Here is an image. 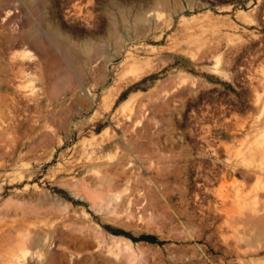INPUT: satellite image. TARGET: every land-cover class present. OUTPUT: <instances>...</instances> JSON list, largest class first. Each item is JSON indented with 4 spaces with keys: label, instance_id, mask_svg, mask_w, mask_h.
I'll return each mask as SVG.
<instances>
[{
    "label": "rangeland",
    "instance_id": "1",
    "mask_svg": "<svg viewBox=\"0 0 264 264\" xmlns=\"http://www.w3.org/2000/svg\"><path fill=\"white\" fill-rule=\"evenodd\" d=\"M0 264H264V0H0Z\"/></svg>",
    "mask_w": 264,
    "mask_h": 264
}]
</instances>
